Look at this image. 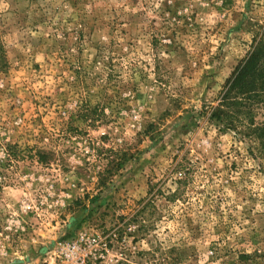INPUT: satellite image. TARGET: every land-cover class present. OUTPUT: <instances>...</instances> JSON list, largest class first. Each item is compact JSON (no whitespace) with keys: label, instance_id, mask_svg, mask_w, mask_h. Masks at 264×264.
I'll return each instance as SVG.
<instances>
[{"label":"rangeland","instance_id":"1","mask_svg":"<svg viewBox=\"0 0 264 264\" xmlns=\"http://www.w3.org/2000/svg\"><path fill=\"white\" fill-rule=\"evenodd\" d=\"M264 0H0V264H264V158L210 118ZM255 122L264 123V104Z\"/></svg>","mask_w":264,"mask_h":264},{"label":"trees","instance_id":"2","mask_svg":"<svg viewBox=\"0 0 264 264\" xmlns=\"http://www.w3.org/2000/svg\"><path fill=\"white\" fill-rule=\"evenodd\" d=\"M264 104V26L253 39L251 50L226 78L209 117L255 142L264 158V123L255 122L256 106Z\"/></svg>","mask_w":264,"mask_h":264},{"label":"built area","instance_id":"3","mask_svg":"<svg viewBox=\"0 0 264 264\" xmlns=\"http://www.w3.org/2000/svg\"><path fill=\"white\" fill-rule=\"evenodd\" d=\"M106 243L98 235L77 234L76 240L60 244L53 251L59 264H86L90 257L104 258Z\"/></svg>","mask_w":264,"mask_h":264}]
</instances>
